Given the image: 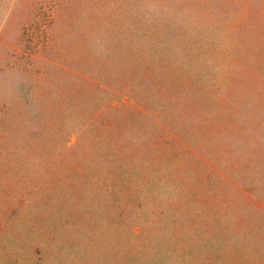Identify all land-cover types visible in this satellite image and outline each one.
Returning a JSON list of instances; mask_svg holds the SVG:
<instances>
[{"label": "rangeland", "instance_id": "obj_1", "mask_svg": "<svg viewBox=\"0 0 264 264\" xmlns=\"http://www.w3.org/2000/svg\"><path fill=\"white\" fill-rule=\"evenodd\" d=\"M0 264H264V0H0Z\"/></svg>", "mask_w": 264, "mask_h": 264}]
</instances>
